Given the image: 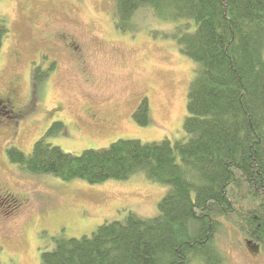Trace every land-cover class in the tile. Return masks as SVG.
Returning a JSON list of instances; mask_svg holds the SVG:
<instances>
[{"label":"trees","instance_id":"trees-1","mask_svg":"<svg viewBox=\"0 0 264 264\" xmlns=\"http://www.w3.org/2000/svg\"><path fill=\"white\" fill-rule=\"evenodd\" d=\"M144 10L153 17L167 10L182 20L169 37L194 65L184 137L118 140L72 156L45 141L64 131L57 123L29 154L19 148L6 154L22 171L63 183L95 186L143 174L167 189L159 216L144 221L129 215L89 236L54 238L40 264H225L214 241L223 221L264 252V0H113V26L133 31L134 16ZM9 31L0 18V51ZM43 79L35 75L33 82ZM131 118L148 126L146 98Z\"/></svg>","mask_w":264,"mask_h":264},{"label":"rangeland","instance_id":"rangeland-1","mask_svg":"<svg viewBox=\"0 0 264 264\" xmlns=\"http://www.w3.org/2000/svg\"><path fill=\"white\" fill-rule=\"evenodd\" d=\"M112 10L113 0H0V18L6 19L10 30L0 51V91L15 80L23 104L31 95L29 62L40 39L68 29L79 38L94 35L101 43L88 60L89 83L75 81L79 70L61 59L55 74L40 86L39 105L18 144L23 153L29 154L43 138L45 113L57 106L63 109L65 120L73 121L78 113L98 106L104 109L103 118L112 124L95 130L84 119L71 141L64 131L45 139L72 156L106 149L118 140L176 142L184 137L182 123L194 65L179 54L169 37L182 20L177 21L167 10L155 17L149 11H139L133 19L135 29L120 33L111 21ZM144 98L149 102V124L145 127L130 115ZM32 176L41 187L33 221L13 233L16 239L0 252V264H40V254L53 248L54 238L89 236L99 226L122 222L129 215L154 221L159 216L157 205L167 190L150 183L143 174L95 186L79 181L63 183L50 175ZM38 230L45 232L35 240ZM246 238L232 222L223 221L214 241L225 264H264L263 250L259 254L250 251Z\"/></svg>","mask_w":264,"mask_h":264},{"label":"flooded vegetation","instance_id":"flooded-vegetation-1","mask_svg":"<svg viewBox=\"0 0 264 264\" xmlns=\"http://www.w3.org/2000/svg\"><path fill=\"white\" fill-rule=\"evenodd\" d=\"M98 44L101 45L99 38L94 35L79 38L68 29L54 32L48 39L39 40L34 59L29 62L32 90L28 102L23 104L20 101V88L15 80L9 82L0 91V252L6 244L14 242L15 231H21L22 227L32 223L33 214L36 212L35 201H38L41 193L37 177L23 173L18 165L8 160L6 152L18 148L24 129L31 122L30 119L39 105V88L55 74L60 60H64L68 67L73 66L79 70V73L74 74L75 81L89 83L91 75L87 72L88 60L98 52ZM19 57V54L16 55L17 59ZM35 75L45 79L40 83H34ZM103 111L104 109L98 106L90 107L84 113H78L73 121L64 119L63 109L60 106L48 109L44 117L46 127L42 137L45 138L50 134L53 125L58 123L63 125V134L68 141H71L80 131L84 119H86L85 123L95 130L111 127L112 124L103 118ZM42 232L45 230H38L35 233V240L39 239ZM246 242L256 250H253L254 253L261 252L260 244H253L249 238H246Z\"/></svg>","mask_w":264,"mask_h":264},{"label":"water","instance_id":"water-1","mask_svg":"<svg viewBox=\"0 0 264 264\" xmlns=\"http://www.w3.org/2000/svg\"><path fill=\"white\" fill-rule=\"evenodd\" d=\"M248 245H250L249 243H248ZM255 250V249H254ZM252 251H253V249H252ZM256 251V250H255Z\"/></svg>","mask_w":264,"mask_h":264},{"label":"bare ground","instance_id":"bare-ground-1","mask_svg":"<svg viewBox=\"0 0 264 264\" xmlns=\"http://www.w3.org/2000/svg\"><path fill=\"white\" fill-rule=\"evenodd\" d=\"M250 244V243H249ZM251 245V244H250ZM249 249V248H248Z\"/></svg>","mask_w":264,"mask_h":264}]
</instances>
